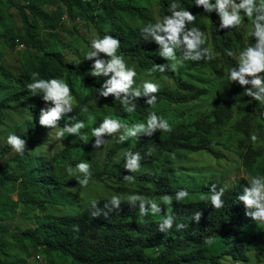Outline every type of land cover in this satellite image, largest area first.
<instances>
[{
    "label": "trees",
    "instance_id": "1",
    "mask_svg": "<svg viewBox=\"0 0 264 264\" xmlns=\"http://www.w3.org/2000/svg\"><path fill=\"white\" fill-rule=\"evenodd\" d=\"M5 1L18 12L22 27L19 29L20 38L11 37L7 33L4 37L7 41H12V46L15 47L23 44L19 40L23 38L29 47L36 51L30 55L28 62L23 65L19 73L0 65L1 73L7 78H13L17 84V89L0 101V127L9 125L7 120L15 111L22 116L24 124L28 122L24 126L21 121V130L15 133L26 139L24 153L21 155L14 152L8 144L0 152V164L6 161L11 170L20 172L19 176L14 175V172L0 176V188L21 178L25 185L40 186L56 195L72 184L63 180V175L60 173L61 162L69 158L77 149L85 148L88 152L93 147L95 139L90 144L84 137L78 141L70 140L64 148L57 149L56 141L51 134L58 129H49L39 124L40 109L46 106L42 94L33 95L26 88V85L31 82L32 74L39 73V78L46 79L64 78L71 86L73 95L78 99L73 112L60 121L59 127L61 128L65 123L82 120L85 112L83 109L90 103L105 104L114 109L119 118L127 117L128 113L124 112L119 101H114L112 96L98 98V88L103 82L89 74L92 61L72 60L64 51L46 49L41 41L40 32L45 31L57 38L58 30L66 28L65 19L75 24L79 21L86 23V20L91 19L96 23L100 37L110 34L120 39L119 54L124 58L130 57L132 61L147 70L154 63L167 62L158 55L159 46L155 42L144 41L140 34L142 26L155 22L157 18L140 7L123 4L119 0H59L61 4L58 0H52L53 4H57V8L51 13L42 9V5L47 0H21L24 1L23 5L17 3L19 0ZM157 1L161 7L160 18L169 14L170 0ZM194 2L195 0H180L182 7L189 8L193 14H196L197 19L194 26L211 33L208 43L218 53V57L212 61L196 63L211 67L217 76L223 77L226 70L228 71L235 63L225 54V50L232 49L235 52L236 49L243 48L253 41L250 38L247 42L244 41L243 35L236 29L231 31L225 29L218 32L216 25L219 20L216 16L213 13L210 16L204 13L202 7H196ZM118 14L136 18L143 25L137 28L129 26L119 19ZM100 23L108 28L105 29ZM191 26L193 25H189ZM157 74L173 78L177 87L190 95L187 93V95H178L167 90H160L155 94L157 97L155 105L162 102L174 105L185 104L207 93L206 89L197 88L172 71ZM76 78H80L84 88L89 91L86 97L82 98L78 95ZM243 95L244 89L238 83H231L230 91L216 102L208 114L192 123L173 124L171 132L157 131L151 137L144 135L140 143L131 151L141 154V166L154 163L167 153L182 150L208 152L221 159L223 155L216 151L217 142L212 139V133L223 128L234 118L235 107ZM146 99L147 97L137 99L134 112L144 118L153 112L151 106L145 103ZM157 114L163 117L160 113ZM254 118L264 122V107L256 109L252 103H249L246 106V113L235 127L238 133L245 136L240 140L241 147L244 141L252 136ZM102 120L96 124V127ZM258 129L264 138L261 125ZM263 156L262 148H249L242 155L244 167L250 171L258 159ZM124 163L125 157L112 170L114 159L109 155L102 171L97 172L94 166H91V172L98 181L114 177L123 179L125 175L133 176L134 180L140 184L141 190L139 191L109 186L121 195L138 194L145 199L151 196L169 195L175 199L177 191L186 189L189 196L185 201L176 202L172 209L164 206L162 213L141 218L138 207H130L126 200L122 202L120 210H113L108 217L103 215L92 217L90 204L83 208L77 205L73 213L56 216L52 213L50 205L58 204L59 201L41 199L30 193H24L21 202L24 204L25 214L34 225H37L28 226L25 229L18 228V232L14 234L16 242L23 248L29 242L36 250H43L49 256H65L72 260L73 264H228V260L236 263L250 260L248 251L251 243L246 239L250 240V236L259 226L264 227V224H256L246 216V209L238 200V195L247 185L245 179L233 187L213 183L218 188H225L222 197L224 206L221 209H215L207 198L203 202L191 200V196L198 193L208 197L211 184L199 190L176 188L171 171L130 173L124 168ZM0 169H2L1 165ZM261 174L264 175V163ZM108 200L110 198L99 199V206L102 208ZM36 211L40 212L37 216H35ZM196 211L202 212L199 223L193 220V213ZM168 213L175 216V221L173 228L163 233L158 231V224ZM179 223H185L188 227L177 230L175 225ZM7 232H10V227L6 225L4 219L0 218V264H28L25 259L17 262L2 260V248L6 245L2 238ZM208 237H213L214 242H223L224 248L220 252H216L217 249L212 250L213 244L209 245L204 242Z\"/></svg>",
    "mask_w": 264,
    "mask_h": 264
},
{
    "label": "rangeland",
    "instance_id": "2",
    "mask_svg": "<svg viewBox=\"0 0 264 264\" xmlns=\"http://www.w3.org/2000/svg\"><path fill=\"white\" fill-rule=\"evenodd\" d=\"M119 1L123 4H133L146 10L157 19L160 18L161 7L157 0ZM17 3L23 5L24 1L19 0ZM58 3L61 4L59 0ZM56 8L57 4H53L52 0H47L46 3L42 5V9L48 13L53 12ZM213 14L219 20L218 15L215 12H213ZM118 17L123 23L134 28L143 25L141 21L128 15L118 14ZM64 22L66 28L64 30H58L57 38L51 36L45 31H41V41L46 49L61 50L66 53L69 59L82 62L85 61V59H83L84 54L86 51L90 50L91 39L93 37H100L96 23L91 19L86 20V23L79 21L78 24L69 23L67 19H65ZM101 25L105 29L108 28L103 24ZM21 27L22 22L20 21L18 12L11 8L5 0H0V65L15 73L21 71L23 65L28 62L30 55L36 51L35 49H31L23 38L22 40L19 39L23 43V47H18V45L15 47L12 46V41H7L4 37V34L7 33L11 37L20 38L19 29ZM236 30L243 35L244 41L247 42L249 37L246 34V30L243 27ZM21 35H23V32H21ZM241 49L242 48L236 49L235 52H238ZM101 55L103 56V54ZM125 59L129 66L136 69L138 73L137 84H139L141 79L145 78L146 70L137 62L132 61L130 57ZM174 73L185 79L187 82L195 85L197 88L206 89L207 93L197 99H192L185 104L174 105L168 102H162L155 106H151V109L160 113L165 119H167L170 125L192 123L198 118L208 114L213 109L216 102L222 99L231 88V83L227 77V70L225 76L219 77L211 67L188 61L185 62V65L181 67L178 72ZM147 78L152 79V77ZM99 79L103 82L106 78L100 77ZM154 79L161 84L160 90H167L178 95H190V93L180 90L173 78L156 73ZM76 87L80 97L83 98L89 94V91L84 88L80 78H76ZM16 89L17 84L14 79L11 77H5L0 71V101L11 95ZM75 103L78 104V99L76 97ZM249 103H252L256 109L264 107L244 94L241 97L239 104L235 107L234 118L223 128L215 130L212 133V139L217 142L216 151L223 155L221 159L214 157L208 152L182 150L167 153L154 163L144 164L140 167L138 172L171 171L173 172L174 186L176 188L185 187L189 190H199L203 186L213 183H222L224 187H233L243 179L248 182L252 176L258 174L262 175L261 168L264 163V156L259 158L253 168L248 171L243 165L242 155L249 148H262L264 150V138L260 135L258 129V126L261 125V130L264 132V122L258 118H254L252 135H255L257 139L255 142H252L251 138L246 139L242 147L240 146V140L245 136L235 130L237 122L246 113V106ZM87 109L88 111L84 112L82 118L86 123V127L81 130V135L75 136L74 134H66L65 138L57 140V131L51 134V137L56 141L57 149L61 150L68 141H78L82 137H84L87 143L90 144L92 140L96 139L92 136V129L96 127V124L101 119H104L105 116L110 115L112 118L119 119L122 122L129 124L146 122V118L135 113L128 114L125 118H119L115 110L105 104L90 103ZM89 113L95 115L96 119L89 121ZM8 120V126L0 127V152L7 145L8 135L11 133H17L22 127L20 123L23 119L17 111L13 112ZM21 124H24V121ZM26 124H24V126ZM118 136L119 133L113 136L105 134L104 139L106 140V143L101 145L100 148L92 147L88 152L85 148L77 149L69 156V158L63 160L60 164V173L63 175V180L65 182L72 184L69 185L67 189L62 190V192H58L56 195L51 194L46 191L45 188L40 186L25 185L21 178L17 181H11L0 188V218L4 219L6 225L10 227V232H7L2 238V241L6 244L2 248V260L17 262L20 259H25L28 264H73L72 260L65 256H49L43 250H36L29 242L25 245V248L20 247L14 239V234L18 232L17 229H25L28 226L37 225H34L25 214L26 211L23 208L24 204L21 202V199L23 198L24 193H30L37 198L59 201L58 204L50 205V208L53 211L52 213L56 216H64L73 213L76 210L77 205H80L83 208L90 204L89 202L93 199L99 200L118 195L122 197L123 200H126L131 194L121 195L109 186L139 191L141 190L140 184L136 180L128 182L124 179L114 177L113 179L107 178L104 181H98L92 174L88 186L81 187L78 184L77 178L82 177V174H80L75 168L77 163L86 161L90 163L91 166H94L95 171H102L107 162L108 156L111 155L114 159V164L112 166L113 170L116 168V165L123 160L125 153L131 151L140 143L144 134H140L139 140L130 139L122 143L118 142ZM172 154H175V159L172 158ZM0 165L2 167V169H0V176L14 172L10 169L9 163L6 161L1 162ZM69 167L72 168V174H69L67 171ZM14 175L19 176L20 172H14ZM206 198L207 197L202 193L191 196V200L197 202H203ZM149 199L155 200L161 205V208L168 206L170 209H172L173 205L177 202L173 199V204L165 205L162 202V197L151 196ZM185 200L186 198L183 201ZM78 201L79 204H77ZM36 212L37 214L35 216L40 214L39 211ZM249 239L251 241L248 239H246V241L251 243V248L248 251L250 260L239 263L228 260V264H264V227L259 226ZM223 248V242H214L211 246L212 250L217 249L216 252H220ZM37 257H39V259Z\"/></svg>",
    "mask_w": 264,
    "mask_h": 264
},
{
    "label": "clouds",
    "instance_id": "3",
    "mask_svg": "<svg viewBox=\"0 0 264 264\" xmlns=\"http://www.w3.org/2000/svg\"><path fill=\"white\" fill-rule=\"evenodd\" d=\"M194 5L203 9L209 16L215 12L218 15L219 23L216 29L246 30L247 36L253 41L247 44L238 52L226 49L225 54L231 57L235 63L228 70V80L230 83H238L244 94L264 106V0H195ZM168 13L155 22H149L140 28L141 38L148 42H155L159 46L158 55L167 62L158 64L146 70L145 78L137 84L138 73L134 67L128 65L123 55L119 54L121 48L120 39L105 34L102 37H93L90 41V50L84 54L85 60L92 61L89 74L92 77H105L103 83L98 88V98H108L112 96L114 101H119L124 112L132 114L136 111L137 99L147 97L145 103L155 106L156 93L161 89V84L156 82V73L166 71L178 72L185 62L212 61L218 57V53L210 43L211 33L202 30L196 24L197 16L189 8L181 6L180 0H170ZM189 25H193L189 27ZM207 45V46H206ZM103 54V56L101 55ZM81 62V61H80ZM79 62V63H80ZM147 77H152L149 79ZM250 85V87H248ZM33 95L42 94V99L46 106L40 109L39 124L49 129H58L56 139L61 140L66 134L81 135V130L86 127L84 120H76L74 123H65L61 128L60 121L76 107L75 97L68 82L62 78H39V73H33L31 82L26 85ZM83 111L87 112L85 107ZM95 115L89 113L88 120H95ZM123 130V131H122ZM171 132L172 127L167 119L159 116L155 111L149 113L146 122L126 123L119 119L105 116L99 126L92 129V136L95 142L93 147L100 148L106 143L105 134L115 135L119 133L118 142L122 143L130 139L139 140L140 134L151 137L155 132ZM257 137L251 136L252 142ZM7 144L11 149L23 154L26 149V139L15 133L7 137ZM175 159V154H172ZM142 160L139 152L128 151L125 153L124 168L130 173L140 170ZM76 170L82 174L77 181L81 187H87L92 176L91 165L86 161H81L75 165ZM72 174V168L67 169ZM125 181L132 182L134 177L125 175ZM225 188H218L216 184H211L207 199L215 209L224 206ZM189 196L186 189H181L175 193V201L182 202ZM239 202L243 203L246 212L256 224H264V175H255L248 180L242 193L238 195ZM122 197L113 195L110 200L99 206V201L91 200L92 217H108L113 210H120ZM165 205L173 204V197L165 195L162 197ZM126 203L139 209V216L147 218L149 215L156 216L162 213L161 205L155 200L145 199L141 195L132 194L126 198ZM202 212L193 213V220L199 223ZM175 216L168 213L158 224V231L167 232L173 228ZM177 230L188 227L185 223L176 224ZM206 244H213L214 238L208 237L204 241ZM39 259V257H37Z\"/></svg>",
    "mask_w": 264,
    "mask_h": 264
},
{
    "label": "built area",
    "instance_id": "4",
    "mask_svg": "<svg viewBox=\"0 0 264 264\" xmlns=\"http://www.w3.org/2000/svg\"><path fill=\"white\" fill-rule=\"evenodd\" d=\"M18 47H23V45L22 44H19Z\"/></svg>",
    "mask_w": 264,
    "mask_h": 264
}]
</instances>
